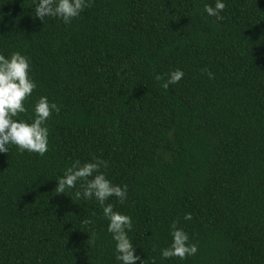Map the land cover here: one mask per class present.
<instances>
[{
    "label": "trees",
    "instance_id": "16d2710c",
    "mask_svg": "<svg viewBox=\"0 0 264 264\" xmlns=\"http://www.w3.org/2000/svg\"><path fill=\"white\" fill-rule=\"evenodd\" d=\"M214 2L91 0L65 24L0 0V54L26 56L36 83L14 119L31 123L41 96L60 108L43 157L0 154V264H120L98 202L76 198L83 182L56 190L95 158L127 186L106 203L131 216L144 264H264V0H225L219 20ZM173 222L195 255L161 258Z\"/></svg>",
    "mask_w": 264,
    "mask_h": 264
},
{
    "label": "clouds",
    "instance_id": "9594fccd",
    "mask_svg": "<svg viewBox=\"0 0 264 264\" xmlns=\"http://www.w3.org/2000/svg\"><path fill=\"white\" fill-rule=\"evenodd\" d=\"M91 0H35V17L43 22L48 17H56L65 24H70L90 4ZM226 8L225 0H215L214 6L205 5L204 13L209 17L222 19L220 13ZM30 61L19 52H13L10 57L0 54V154L8 152V146L13 145L20 153H35L43 157L48 151L49 129L46 126L53 112L59 114L60 108L55 103H49L46 96H41L34 105L32 122L14 119L18 114L27 111L24 101L32 95L36 83L30 77ZM213 77L211 72L207 73ZM184 77V72L177 69L168 74L162 87L178 83ZM162 79V77H157ZM102 168H107V162L95 158L91 162L81 164L74 161L56 179L58 193L66 189H74L78 182L80 190L75 192L76 198L95 200L102 209V216L108 221L107 232L115 242L116 260L120 264H144V260L136 254V247L129 239L128 232L132 229L131 216L114 210V205L106 203L115 197L120 203L127 199V186L113 184ZM192 219L191 213L184 215L185 221ZM91 223V220L85 221ZM94 239V238H93ZM196 244L189 243V236L173 222L171 225V244L160 250L164 260L177 257L181 260L197 253Z\"/></svg>",
    "mask_w": 264,
    "mask_h": 264
}]
</instances>
